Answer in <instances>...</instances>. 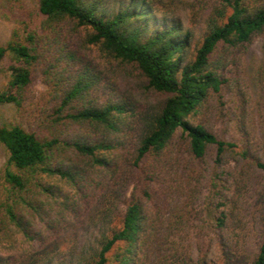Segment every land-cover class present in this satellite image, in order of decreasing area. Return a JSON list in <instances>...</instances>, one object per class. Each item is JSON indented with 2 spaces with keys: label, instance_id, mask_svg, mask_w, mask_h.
Returning a JSON list of instances; mask_svg holds the SVG:
<instances>
[{
  "label": "trees",
  "instance_id": "obj_1",
  "mask_svg": "<svg viewBox=\"0 0 264 264\" xmlns=\"http://www.w3.org/2000/svg\"><path fill=\"white\" fill-rule=\"evenodd\" d=\"M8 12L16 26L0 45V65L9 58L10 73L0 107L24 111L41 67L56 98L41 132L0 125L8 154L0 172V264H180L183 244L175 239L186 230L184 213L170 210L168 200L190 194L166 176L161 160L179 132L194 160L215 149V238L199 244L197 264H211L217 253L223 264H264V131L253 137L241 120V139L231 142L195 123L228 83L238 54L264 35V0H225L199 40L156 0H36L33 9L14 0ZM75 39L111 64L137 70L163 98L148 106L115 93V82L74 48ZM126 169L142 173L129 195ZM257 176L262 189L252 208L260 245L249 259L242 229L232 232L231 225L240 222ZM83 206L95 211L96 239L78 254H52L46 228L66 229Z\"/></svg>",
  "mask_w": 264,
  "mask_h": 264
},
{
  "label": "rangeland",
  "instance_id": "obj_2",
  "mask_svg": "<svg viewBox=\"0 0 264 264\" xmlns=\"http://www.w3.org/2000/svg\"><path fill=\"white\" fill-rule=\"evenodd\" d=\"M13 1L0 0V45L9 40L16 26V19L8 12ZM21 1L27 9H33L36 6V0ZM156 2L164 10L181 18L184 24L194 31L196 40H199L207 31L210 17L225 4V0H156ZM77 36L75 35V38H78ZM75 40L74 48L94 64L97 72L104 73L109 81L115 82L113 86L115 93L126 95L134 102L148 106L163 98L147 89L144 77L137 70L115 63L111 64L104 59L97 48L84 47L77 42V39ZM238 55L237 64L227 72L229 81L221 94L214 95L204 115L199 114L195 119V123L202 120L220 139L231 142H239L241 139L237 127L241 120L246 121L253 137L262 136L264 131V118H260L261 115L264 116V35L256 36L251 44ZM8 65L9 58L0 65V92L5 89L10 78V73L7 71ZM43 70L41 67L29 89L24 111L19 113L13 105L0 107V125L10 126L17 122L29 130L43 131L42 118L51 109V101L56 98L54 93L49 94V85ZM89 132L94 133V130L89 128ZM77 133L78 131L71 132L72 135ZM69 154L73 156L72 153ZM214 156L215 149L212 147L205 161L194 160L190 154L187 139L179 132L161 157L168 173L166 176H173L172 179L176 180L174 185L180 184V191L185 195L190 194L186 197L177 193L175 198L168 200L171 202L170 210L174 208L173 212H180L179 209H182L184 213L183 225L186 230L175 239L183 244V251L179 255L180 264H197L199 244L203 241L208 243L215 238L210 232L211 220L216 215L215 209L218 204V201L213 199L211 186V178L215 176ZM7 160L8 154L0 144V172L6 167ZM141 174L139 169H126L124 180L127 182L128 195L134 189V178ZM64 189L70 194L74 192L71 187L66 186ZM261 189L262 180L257 176L254 184L250 185L246 191V203L239 218L240 222L231 225L232 232L234 229H237V232L239 228L242 229L239 234L244 243L245 256L249 259L254 258L260 245L252 205ZM123 210L124 204H121L117 213ZM93 217H95V211L83 206L80 217L69 218L70 224L66 229L58 232L53 227L46 228L48 239L45 247L52 254L80 253L86 245H90V242L96 239ZM42 224L38 222L39 227H42ZM214 242H218V239L216 238ZM211 258V264H223L220 254L217 253Z\"/></svg>",
  "mask_w": 264,
  "mask_h": 264
}]
</instances>
